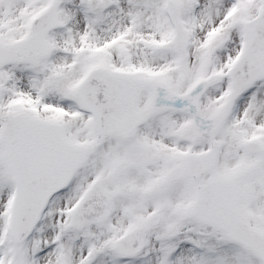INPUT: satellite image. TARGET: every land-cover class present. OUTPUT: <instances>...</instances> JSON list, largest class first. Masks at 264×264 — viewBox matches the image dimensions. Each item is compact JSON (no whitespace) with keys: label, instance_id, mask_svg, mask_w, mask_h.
I'll return each instance as SVG.
<instances>
[{"label":"snow or ice","instance_id":"obj_1","mask_svg":"<svg viewBox=\"0 0 264 264\" xmlns=\"http://www.w3.org/2000/svg\"><path fill=\"white\" fill-rule=\"evenodd\" d=\"M0 264H264V0H0Z\"/></svg>","mask_w":264,"mask_h":264}]
</instances>
